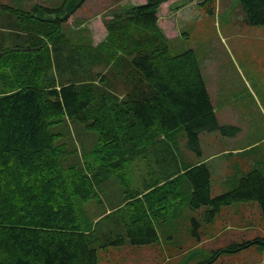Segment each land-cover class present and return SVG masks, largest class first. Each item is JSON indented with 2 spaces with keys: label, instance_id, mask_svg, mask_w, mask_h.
<instances>
[{
  "label": "trees",
  "instance_id": "obj_1",
  "mask_svg": "<svg viewBox=\"0 0 264 264\" xmlns=\"http://www.w3.org/2000/svg\"><path fill=\"white\" fill-rule=\"evenodd\" d=\"M85 1L29 10L4 5L17 14L6 18L7 25L26 40L0 50V264H99V248L128 241L152 244L159 237L152 219L166 212L168 192L182 181L191 187V208L208 207L210 221L238 201L257 200L264 214L262 164L241 174L233 189L214 196L212 169L204 161L179 166L163 184L148 186L149 209H132L135 215L122 224L125 234L98 235L94 221L81 218L80 205L97 197L105 181L116 178L130 188L126 163L159 139L174 145L183 131L201 157L202 131L240 129L220 124L194 50L171 52L158 15L167 0L112 12L104 18L103 41L72 48L61 39L63 24ZM240 1L249 24L264 23V0ZM99 67L104 70L95 72ZM64 117L98 133L94 157L83 166L63 164L65 144L57 143L51 126ZM165 187L166 194L155 199ZM252 245L264 248V235L219 252Z\"/></svg>",
  "mask_w": 264,
  "mask_h": 264
},
{
  "label": "rangeland",
  "instance_id": "obj_2",
  "mask_svg": "<svg viewBox=\"0 0 264 264\" xmlns=\"http://www.w3.org/2000/svg\"><path fill=\"white\" fill-rule=\"evenodd\" d=\"M204 1L167 0L160 5L158 15L159 25L170 41L171 52L179 54L192 49L196 53L220 124L240 128L236 133L233 130L227 134L215 130L200 134L205 156L217 154L218 150H228L211 161L212 195L215 196L233 189L240 175L256 165L264 167V23L249 24L240 0ZM64 2L0 0V4L26 10L41 4L63 6ZM143 2L146 0H89L86 6L77 9L79 14L76 18L87 21L93 41L105 32V17L127 5ZM11 16L16 17L17 14ZM6 18L0 12V40H6L4 46L23 43L19 34H10ZM68 27L73 28V25ZM102 70L104 68L99 67L97 72ZM51 131L58 133L57 143L65 144L64 166H83L85 162L92 161V139L95 136L96 144L97 131L86 128L76 118L68 117L53 124ZM175 140L178 143H174L173 151L177 158L184 159L185 164L201 160L188 146L183 131ZM156 143L126 163L125 172L131 184L137 183L143 188L144 183H151L157 176L155 182L158 185L164 183V175L157 168L159 156L150 150L153 146L158 148ZM232 149L242 153L234 154L229 151ZM106 182L120 184L116 178ZM188 183L178 184L179 193H168L170 215L163 222L159 240L151 245H133L128 241L123 245L99 248V264H264V248L257 245L245 251L219 252L233 243L264 235V214L260 203L257 200L234 202L223 206L210 221L206 217L208 207L192 209L189 206L191 192L188 191ZM121 195L109 198L106 192L99 191L97 197L80 205L81 218L86 215L94 221L93 211L105 212ZM124 195L128 196L129 192ZM132 209L136 208L129 204L120 213H103L93 222L97 234H125L126 225L115 220L119 214ZM196 229L198 234L194 233Z\"/></svg>",
  "mask_w": 264,
  "mask_h": 264
},
{
  "label": "crops",
  "instance_id": "obj_3",
  "mask_svg": "<svg viewBox=\"0 0 264 264\" xmlns=\"http://www.w3.org/2000/svg\"><path fill=\"white\" fill-rule=\"evenodd\" d=\"M88 1L89 0H86L81 7L83 8L84 6H86ZM1 5H3V6H0V12H3L4 15L9 18L14 13L13 10H11V8H8L7 6H4V5H8V4H1ZM8 6H11V5H8ZM58 6L59 5H56L53 7H58ZM11 7H13V6H11ZM78 10L75 13L71 14L70 17L68 18V20L63 24V31L66 32V37L61 38V39L67 43L66 45H68L72 48H77V49H83V48H86L89 46L91 47L92 44L97 45L98 43H100L101 41H103L106 38L107 33H108L107 29H105V32L102 34L101 37H95V40L92 41V31H91L89 25H87V21L81 17L76 18L77 14H79ZM159 22H160V19H159ZM69 24H72L73 28L68 27ZM6 27H8L10 29V34H14L16 36L18 35L17 31L15 30V28L11 24H8ZM25 40L26 39H23L22 42L24 43ZM4 41H6V40H4V39L0 40V50L6 49L7 47H16L19 44H23V43H17V44H13L12 46L6 47V46H4ZM1 54H2V52H0V55ZM98 69H96L95 72H97ZM120 92L123 93L125 91L122 88L120 90ZM95 141L96 140H95V136H94L92 139V149H93V146L95 144ZM156 145L158 146V148L153 146L150 150L152 153L159 156L157 168H159L161 170V173H163V175H164L163 176V182H165L167 180V178L169 177V175L175 174L177 172L178 166L184 165L185 163H184V159H180V158H177L175 156L176 153H174V151H175L174 145H169L164 140H159L156 143ZM226 151H228V150H218L217 154L214 153V154H211L208 156H205L202 153V156L199 157V158H201V160L199 162L205 161V162H208L210 164V167L212 169V179H213V165H212L211 161L214 160L215 156L219 157L220 155H222ZM229 151L234 153V154L242 153V151H239L238 149H232ZM182 171H184V170L182 169ZM175 176L176 175H174V177ZM110 180H113V179H110ZM156 180H158V176L154 180H152L151 183H148V184L144 183L143 185H145V186L143 188H140L137 183L131 184L130 188L128 190H126L125 186L122 185L121 183L119 185H117V183L115 184V183H110V182L105 181L101 185L99 191L106 192V195L108 194L107 197H109V198H111L113 196H119V193H121L122 195L119 198V200H117L113 205H110L105 212L101 213V210L98 212L93 211L92 215L94 216L95 219H97L98 217H101L103 215V213H104V215L114 214L115 212L120 213L121 211H116V210H118V209L122 210L123 208H125L129 204L134 205V208H136V209L138 208L137 206H139L140 208L146 207L149 209V203L146 200L145 193L148 191L147 187L150 186L151 184H153ZM107 181H109V180H107ZM186 182H188V181H182L181 183L186 184ZM178 184L179 183H174V185L176 187L174 188L173 192L170 189L169 192H172L173 193L172 195L177 194V192L179 193V191H178L179 185ZM170 187L172 188V185H170ZM167 188L168 187H165L162 190L155 193V199L160 198L162 195L166 194ZM187 188H188V191L191 192V187H190L189 183L187 185ZM126 192L127 193L129 192L128 196L124 195ZM131 199L133 200V202L130 201ZM189 206H190V203H189ZM163 212L164 211H161L157 217L152 219L153 223L155 224V226L157 228L158 234H159L158 240L160 238L161 227L163 225V222L170 215V211L168 212V209L166 210L167 215ZM134 215H135V212L128 210L125 212V214H119L118 217L116 218L115 222L118 224H123L124 222H126L127 219L129 221V219L131 217H133ZM95 219H94V222H95ZM198 239H200V237ZM149 245H151V244H149ZM183 253H185V252H183Z\"/></svg>",
  "mask_w": 264,
  "mask_h": 264
}]
</instances>
